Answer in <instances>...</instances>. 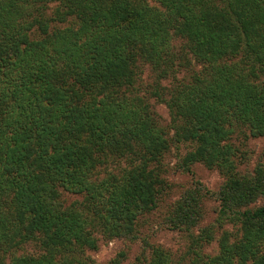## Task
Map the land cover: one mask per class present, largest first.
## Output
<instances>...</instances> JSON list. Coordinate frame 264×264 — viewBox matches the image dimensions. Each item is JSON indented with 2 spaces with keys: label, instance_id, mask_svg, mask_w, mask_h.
<instances>
[{
  "label": "trees",
  "instance_id": "obj_1",
  "mask_svg": "<svg viewBox=\"0 0 264 264\" xmlns=\"http://www.w3.org/2000/svg\"><path fill=\"white\" fill-rule=\"evenodd\" d=\"M250 137H264V0H0V264H92L101 241L138 239L173 190L175 147L178 169L223 183L165 204L184 250L145 239L136 264H264Z\"/></svg>",
  "mask_w": 264,
  "mask_h": 264
},
{
  "label": "rangeland",
  "instance_id": "obj_2",
  "mask_svg": "<svg viewBox=\"0 0 264 264\" xmlns=\"http://www.w3.org/2000/svg\"><path fill=\"white\" fill-rule=\"evenodd\" d=\"M197 67L200 68L199 66ZM153 102L155 103V108L161 117L162 123L169 125L170 115L166 105L155 102L154 99ZM236 142L239 143L240 141L237 140ZM242 148L246 152V160L240 168L243 171H252L263 156L264 137H250ZM185 151L186 149L184 147L180 149L175 147L165 158L168 169L165 177L173 185V190L165 204L173 203L185 189L194 186L196 183L202 184L209 192L219 191L223 183V177L218 170L209 169L202 163L195 164L189 172L178 169L179 155H182ZM66 198L70 201L77 198V196L66 193ZM165 204L160 211L148 217V222L143 225L138 239L125 240L117 238L101 241L100 247L97 250L89 252L93 260L92 264H136L137 257L142 253L141 248L145 239L150 243L159 244L170 249L175 256H180L184 250L185 237L183 233L170 229L165 224L163 217L166 210ZM204 205L206 215L200 227L216 223L219 213V201L216 196L205 198ZM226 227L231 226L226 225ZM216 248L217 244L214 242L211 247L207 248V252L214 253Z\"/></svg>",
  "mask_w": 264,
  "mask_h": 264
}]
</instances>
